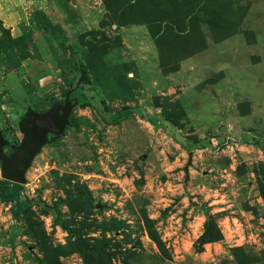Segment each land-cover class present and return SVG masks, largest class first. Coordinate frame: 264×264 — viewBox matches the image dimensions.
Listing matches in <instances>:
<instances>
[{"label": "rangeland", "instance_id": "1", "mask_svg": "<svg viewBox=\"0 0 264 264\" xmlns=\"http://www.w3.org/2000/svg\"><path fill=\"white\" fill-rule=\"evenodd\" d=\"M68 90L0 264H264V0H0L3 136Z\"/></svg>", "mask_w": 264, "mask_h": 264}, {"label": "water", "instance_id": "2", "mask_svg": "<svg viewBox=\"0 0 264 264\" xmlns=\"http://www.w3.org/2000/svg\"><path fill=\"white\" fill-rule=\"evenodd\" d=\"M69 93L68 90L62 101L53 102L43 111H36L27 106L18 123L22 135L18 144H10L0 130V175L3 179L18 184L26 182V171L35 155L49 143L48 135H61L69 125V116L74 104L69 98ZM6 146L9 147V152L5 151ZM190 161L189 158L187 164Z\"/></svg>", "mask_w": 264, "mask_h": 264}, {"label": "trees", "instance_id": "3", "mask_svg": "<svg viewBox=\"0 0 264 264\" xmlns=\"http://www.w3.org/2000/svg\"><path fill=\"white\" fill-rule=\"evenodd\" d=\"M119 117L120 116H118V118ZM67 127L65 128V130L67 129ZM64 131H63V133H64ZM4 183L6 184V188L3 190V193L0 194L2 200L14 201L13 206H12V212L13 213H16L17 211L22 210L23 207L25 205H27L26 200L22 201V200L18 199L19 198L18 194H19V191H20L22 185L15 183V182L8 181V180H4ZM53 222L55 224H59V225L63 226L62 216L60 214L55 215V217L53 218Z\"/></svg>", "mask_w": 264, "mask_h": 264}, {"label": "built area", "instance_id": "4", "mask_svg": "<svg viewBox=\"0 0 264 264\" xmlns=\"http://www.w3.org/2000/svg\"><path fill=\"white\" fill-rule=\"evenodd\" d=\"M42 167H43L44 170H45L46 167H47V164L45 163ZM39 168H40V167H39ZM36 170H38V168H36L35 171H36ZM42 173H43L42 171H40V174L37 173L36 176H35V178L32 179V180H27V179H26V182L24 183V185L29 186L31 189H33V188H32V185H33V186H36V185H34V184L36 183V181H39V176H41ZM32 183H33V184H32Z\"/></svg>", "mask_w": 264, "mask_h": 264}, {"label": "flooded vegetation", "instance_id": "5", "mask_svg": "<svg viewBox=\"0 0 264 264\" xmlns=\"http://www.w3.org/2000/svg\"><path fill=\"white\" fill-rule=\"evenodd\" d=\"M7 147V146H6ZM8 149H9V147H8ZM6 151V150H5Z\"/></svg>", "mask_w": 264, "mask_h": 264}]
</instances>
